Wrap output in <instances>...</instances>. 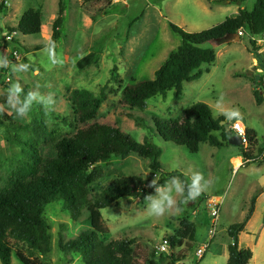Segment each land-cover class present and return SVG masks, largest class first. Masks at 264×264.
I'll return each mask as SVG.
<instances>
[{
	"label": "rangeland",
	"instance_id": "obj_1",
	"mask_svg": "<svg viewBox=\"0 0 264 264\" xmlns=\"http://www.w3.org/2000/svg\"><path fill=\"white\" fill-rule=\"evenodd\" d=\"M62 1L66 5V22L60 39L52 45V24ZM215 1L0 0V67L7 73L3 81L8 83L10 79L11 83L9 87L0 85V189L26 159V145L22 144L36 137H47L44 130H57V134L76 130L69 100L72 91L86 90L97 95L105 89L107 98L99 108L96 123L113 127L138 143L146 139L159 147L158 162L162 172H179L192 182L198 175L202 177L200 187L204 198L195 205L191 202L187 208V216L196 228L194 242H182L180 249L174 250L175 255L184 258L178 264H226L229 244L226 232L231 225L241 222L254 191L264 187V163L251 162L235 169L231 158L237 155L243 161L241 146L229 143L221 147L204 143L198 153L191 154L185 147L162 141L156 134L153 119L175 120L186 107L203 103L210 107L215 119L221 118L223 126L229 127L234 121L231 114L238 112L239 121L246 130L255 132L257 148L263 151L264 44L259 46L262 63L258 62V53L248 51L246 34L236 43L208 45L216 54L215 62L203 67V75L198 80L183 83L178 98L173 92L164 97L156 96L148 100L143 110L131 109L120 100V93L126 86L153 80L155 71L180 46L181 39L171 32L169 24L187 33H198L234 16L241 7L251 11L255 3V0H245L239 6ZM29 9L41 13L39 35L24 36L13 31ZM262 37L264 35L259 38ZM256 83L258 86L254 85ZM16 84L24 92L22 99L9 91ZM258 90L262 96L260 104L254 97ZM30 93L36 94V99L28 113L20 117L17 109L23 106ZM16 100L19 103L14 104ZM213 135L220 137L219 133ZM100 167L102 178L89 186L90 201L102 194L120 176L119 172L126 177L159 182V176L150 172L148 160L135 154L125 159L112 158ZM174 181L180 183L178 179L166 181L164 187H158L160 192L158 188L147 189L143 202L122 198L101 210L108 233L98 234V240L104 243L132 240L139 263L172 264L168 260L159 261L157 246L179 228L181 216L177 203L182 193L175 192ZM160 195H170L175 204L163 216L156 217L150 214L152 201L149 197ZM214 201L220 203V214L216 233L210 239V202ZM260 207L264 208V203ZM42 213L52 235L51 250L42 263L83 264L80 254L62 253L58 244L91 229L86 208H82L78 218L73 220L64 203L54 199ZM261 226L260 217L252 229L259 230ZM250 235L241 238L240 247L253 250L255 258L249 264H264V231L260 248L256 244L253 247ZM208 243L204 256L198 260L197 249ZM11 264L21 263L12 255Z\"/></svg>",
	"mask_w": 264,
	"mask_h": 264
},
{
	"label": "trees",
	"instance_id": "obj_2",
	"mask_svg": "<svg viewBox=\"0 0 264 264\" xmlns=\"http://www.w3.org/2000/svg\"><path fill=\"white\" fill-rule=\"evenodd\" d=\"M215 2L241 6L245 0ZM65 22L66 5L62 1L52 24V45L60 39ZM169 28L181 39V44L155 71L153 80L130 84L121 91V103L131 109L143 110L149 99L164 97L168 92H173V96L178 98L183 83L198 80L203 75V67L215 62L216 54L209 46L215 47L218 40L237 35L240 28L248 36L264 35V0H255L251 11L239 9L235 16L198 33H187L173 24H169ZM13 31L24 36L39 35L42 31L40 11L27 10ZM248 44V51L258 53V62L262 63L259 45L250 38ZM6 75V70L0 67V85L9 87L10 79L8 83L3 81ZM254 85L258 86L257 83ZM23 93L22 90L16 97L22 99ZM254 97L256 103L262 102L261 91H255ZM106 98L105 89L97 95L86 90L72 91L69 100L76 130L70 134L44 130L47 137H36L30 143L22 144L26 145V159L10 176L5 187L0 189V264H11L12 255L21 264H43L42 260L51 250L52 235L42 211L54 199L64 203L73 220L78 218L82 208H86L91 227L73 240L59 242L60 252L80 254L83 264H141L135 256L132 240L120 239L107 243L98 240V234L108 233L101 210L122 198L143 202L147 189L164 187V183L172 179H178L183 187L177 203L181 217L175 234L162 239L168 241L170 250L168 254H160L159 261L168 260L172 264L183 261L184 258L175 255L174 250L180 249L182 242L193 243L196 230L194 222L187 216V208L191 202L195 205L203 200L204 195L201 192L195 200L186 199L192 181L179 172H162L158 162L161 154L159 147L146 139L138 143L113 127L96 123L99 108ZM153 121L156 134L162 141L185 147L191 154L198 153L200 145L204 143L221 147L223 143L228 144L233 136L220 125L222 119H215L210 107L203 103L186 107L178 119ZM213 133H219L220 137ZM245 135L247 147H239L244 164H263L264 150L257 148L255 132L246 130ZM131 154L148 160L149 170L154 176H159V182L153 185L140 177H126L119 172L120 176L95 200L90 201L89 186L102 178L100 165L112 158L125 159ZM257 195L258 192L252 196L241 222L231 225L226 232L229 239L226 264H249L252 259V251L240 249L238 244L239 235L253 215Z\"/></svg>",
	"mask_w": 264,
	"mask_h": 264
},
{
	"label": "built area",
	"instance_id": "obj_3",
	"mask_svg": "<svg viewBox=\"0 0 264 264\" xmlns=\"http://www.w3.org/2000/svg\"><path fill=\"white\" fill-rule=\"evenodd\" d=\"M245 35V32L243 29H238L237 30V36L241 38L242 36ZM251 40L256 42L257 45H262L264 44V38H259L260 36H248ZM260 72V70H258ZM262 87H264V84L262 83ZM263 89V88H262ZM231 118L234 120L232 124L228 127V131L234 136H239L242 140V145L247 147V141H246V129L242 125V123L239 121L240 114L238 112H233L231 114ZM211 209H210V239H212L216 233V222L218 220L219 214H220V203L218 201L210 202ZM208 244H204L203 247H199L195 253V256L198 258V260H201L202 257L204 256V253L206 249L208 248ZM170 250V246L167 240H162L158 246H157V251L159 254H168Z\"/></svg>",
	"mask_w": 264,
	"mask_h": 264
},
{
	"label": "clouds",
	"instance_id": "obj_4",
	"mask_svg": "<svg viewBox=\"0 0 264 264\" xmlns=\"http://www.w3.org/2000/svg\"><path fill=\"white\" fill-rule=\"evenodd\" d=\"M12 95H18L22 90L18 84L13 85L12 88L9 90ZM36 99V94L30 93L27 100L23 103V106L17 109V115L20 117L25 116L28 113L29 106L31 105L32 101ZM13 103H19L18 100L13 101ZM201 176H197L191 185V189L186 197L187 200H195L198 195L201 193L200 187V180ZM153 185L156 184V181L152 182ZM175 184V192L176 193H183V187L177 181H174ZM158 192L161 189H157ZM152 201L150 205V214L156 217L163 216L165 212L170 209L174 204L175 201L172 199L170 195H160L159 197H149Z\"/></svg>",
	"mask_w": 264,
	"mask_h": 264
},
{
	"label": "crops",
	"instance_id": "obj_5",
	"mask_svg": "<svg viewBox=\"0 0 264 264\" xmlns=\"http://www.w3.org/2000/svg\"><path fill=\"white\" fill-rule=\"evenodd\" d=\"M240 9H242V7ZM236 14L237 13H235V15ZM234 162H235L236 166L234 165ZM231 163L235 167V169L239 168V166L243 167V164H244L242 159L237 155H234V157L231 158ZM257 192H258V195H257L256 200H255V208H254L253 215L250 218V220L248 221V223L246 224L244 231L239 235V244L238 245H239L240 249H241V247H240L241 238L243 236L249 237L248 236L249 233L251 234L250 236L253 238V241H254L253 247H255V244H256L257 248L258 247L260 248V245H262V242H263L262 234L264 231V208H261L260 206L263 205V203H264V187L256 189L252 196H254ZM214 199L218 200L217 197H215ZM260 217L262 219V226L259 228V230L258 229L256 230V228L252 229V226L254 225L256 219L259 220ZM255 235H257L256 239H255ZM250 251H253V250L250 249ZM226 258H228V253L226 255ZM254 258H255V255L253 253L252 259L250 261L251 263L253 262Z\"/></svg>",
	"mask_w": 264,
	"mask_h": 264
},
{
	"label": "water",
	"instance_id": "obj_6",
	"mask_svg": "<svg viewBox=\"0 0 264 264\" xmlns=\"http://www.w3.org/2000/svg\"><path fill=\"white\" fill-rule=\"evenodd\" d=\"M240 38L237 35L226 36L221 40H218L215 46H220L226 43H236L239 42ZM221 126L224 125L223 122L220 123ZM225 130L228 131V127H225ZM228 143L232 146H242V140L239 136H232L229 138Z\"/></svg>",
	"mask_w": 264,
	"mask_h": 264
}]
</instances>
